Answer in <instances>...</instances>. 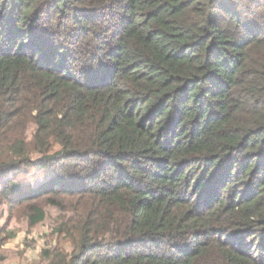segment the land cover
<instances>
[{
	"label": "trees",
	"instance_id": "trees-1",
	"mask_svg": "<svg viewBox=\"0 0 264 264\" xmlns=\"http://www.w3.org/2000/svg\"><path fill=\"white\" fill-rule=\"evenodd\" d=\"M0 197L42 264H264V0H0Z\"/></svg>",
	"mask_w": 264,
	"mask_h": 264
},
{
	"label": "rangeland",
	"instance_id": "rangeland-1",
	"mask_svg": "<svg viewBox=\"0 0 264 264\" xmlns=\"http://www.w3.org/2000/svg\"><path fill=\"white\" fill-rule=\"evenodd\" d=\"M38 173V170L28 169L10 178L28 184L29 179H34ZM14 200L6 201L0 197L1 264H42L45 251L66 244L63 236L57 233L61 215L53 208H46L45 220L31 227L26 205L18 203V198Z\"/></svg>",
	"mask_w": 264,
	"mask_h": 264
}]
</instances>
